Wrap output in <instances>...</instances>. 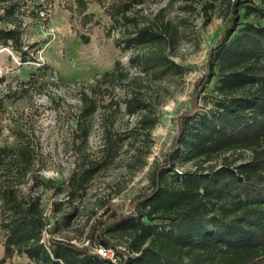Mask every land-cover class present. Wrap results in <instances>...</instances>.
Listing matches in <instances>:
<instances>
[{
	"label": "trees",
	"instance_id": "obj_1",
	"mask_svg": "<svg viewBox=\"0 0 264 264\" xmlns=\"http://www.w3.org/2000/svg\"><path fill=\"white\" fill-rule=\"evenodd\" d=\"M143 1L116 0L109 9L113 21L126 30L125 47L140 51L132 61L144 74L182 73L183 67L165 50L176 42L179 28L171 21L140 26L128 14ZM203 1L207 8L215 0ZM220 1L229 26L209 53L203 81L207 93L200 97L203 106L197 100L182 113L173 146L152 168L147 190L134 198L129 212H119L107 202L105 219L91 228L88 245L54 236L59 223L49 229L39 199L21 191L29 180H40L36 148L18 120L10 145L0 128V240L7 257L24 253L28 257L24 264H112L93 252L96 243L113 248L119 264H264V0ZM21 4V0H0L10 13ZM188 7L193 8L192 2ZM22 36L19 25L0 26V45L27 61L30 51ZM137 80L140 75H130L117 61L80 95L78 129L83 141L101 106L98 88L138 85ZM25 86H21L24 93L28 92ZM4 101L0 96V116ZM116 103L118 109L124 104L126 114L139 115L133 133L150 137L158 124L150 101L134 89ZM106 133L105 149L111 155L120 145L111 130ZM221 156L222 163L205 166ZM191 160L196 162L195 169L176 168ZM100 167L91 162L76 170L69 181V196L86 191ZM64 189L58 188L59 193ZM54 204L59 213L61 204ZM75 215L66 216V225ZM44 231L50 234L48 241ZM112 238L123 240L126 247L120 248Z\"/></svg>",
	"mask_w": 264,
	"mask_h": 264
},
{
	"label": "rangeland",
	"instance_id": "obj_2",
	"mask_svg": "<svg viewBox=\"0 0 264 264\" xmlns=\"http://www.w3.org/2000/svg\"><path fill=\"white\" fill-rule=\"evenodd\" d=\"M115 1L21 0L20 9L12 13L0 6V26L19 25L23 44L30 51L24 61L15 50L0 45V96L5 98L1 137L10 145L15 137V120L19 121L18 126L36 148L40 176V180L24 184L22 193L39 199L49 219V229L59 223L56 238L84 246L91 228L105 219L108 201L126 213L134 198L147 190L152 168L165 159L173 146L180 116L207 93L203 81L209 53L229 26L220 0L207 8L203 0H144L128 14L140 26L173 22L180 33L165 50L183 67L182 73L144 74L137 61L131 59L140 51L125 47L126 30L109 14ZM191 2L193 8L188 7ZM117 61L130 75H140L141 80H137L138 85L135 82L116 89L105 85L98 88L96 97L101 106L94 114L87 141H83L78 129L80 95L101 80L105 71H111ZM23 84L26 93L21 89ZM134 89L150 101L158 118L150 137L133 133L138 114H126L123 103L120 109L116 107V102H123ZM106 129L120 145L111 155L105 149ZM147 142L151 144L150 151ZM222 161L223 156L205 166ZM91 162L101 167L86 185L87 190L71 198L68 186L72 174ZM195 164L191 160L176 168L191 170ZM41 181L52 186H44ZM35 182L39 184L35 186ZM61 186L65 191L59 193ZM56 202L61 204L59 213L54 211ZM72 213L76 215L68 226L66 216ZM43 234L48 241L50 234ZM112 241L120 248L126 247L121 239ZM27 261L24 253L7 257L4 241L0 240V264Z\"/></svg>",
	"mask_w": 264,
	"mask_h": 264
},
{
	"label": "built area",
	"instance_id": "obj_3",
	"mask_svg": "<svg viewBox=\"0 0 264 264\" xmlns=\"http://www.w3.org/2000/svg\"><path fill=\"white\" fill-rule=\"evenodd\" d=\"M85 244L87 245L89 242L87 241ZM92 249L93 252L99 255L101 258L105 260L108 259L112 264H119L118 257L113 248L102 245H93Z\"/></svg>",
	"mask_w": 264,
	"mask_h": 264
}]
</instances>
